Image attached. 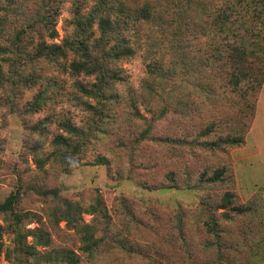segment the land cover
<instances>
[{"label": "rangeland", "instance_id": "obj_1", "mask_svg": "<svg viewBox=\"0 0 264 264\" xmlns=\"http://www.w3.org/2000/svg\"><path fill=\"white\" fill-rule=\"evenodd\" d=\"M99 1L0 0L7 77L0 88V203L15 194L22 226L51 236L40 250L73 251L79 264H257L253 240L264 236V203L258 193L244 199L264 189V71L260 84L231 89L229 68L213 58L220 43L213 28L199 34L224 0H109L129 15L149 1L159 20L132 19L126 33L134 54L111 64L119 81L105 98H92L78 84L94 78L71 74L69 50L54 59L34 55L40 40L72 38L76 13ZM197 26L193 36L188 28ZM155 60L171 72L149 74ZM64 122L75 133L64 131ZM58 135L70 145L57 144ZM98 195L107 218L87 211ZM64 200L83 210L82 223L102 240L93 255L60 220ZM0 226L11 248L7 216ZM0 264H8L3 254Z\"/></svg>", "mask_w": 264, "mask_h": 264}, {"label": "trees", "instance_id": "obj_2", "mask_svg": "<svg viewBox=\"0 0 264 264\" xmlns=\"http://www.w3.org/2000/svg\"><path fill=\"white\" fill-rule=\"evenodd\" d=\"M132 19L139 22H151L159 20V17L149 1H145L135 9L133 15H129L122 8L121 10L116 9L111 1L101 0L88 12L76 13L74 18L75 34L72 38L66 36L63 41L64 45L46 44L45 41L40 40L36 46L34 58L48 55L54 59L65 55L69 50L67 55L69 54L71 59L68 69L71 74L94 78L91 83H79L80 91L86 97L105 98L107 86L120 79L117 71L111 68V64L134 54L135 48L126 33ZM94 24H96L97 34L93 29ZM159 24L162 25V22ZM200 26L188 28L189 33L192 32V35L196 36ZM208 27L213 28L214 38L220 41L218 44H213L215 51L213 58L218 63L224 62L229 68L227 81L231 89L239 88L242 83H259V76L264 71V0H224V4L218 6L216 16L209 21V25L201 26L199 34L203 36L202 34L206 33ZM3 29V18L0 17V35H2ZM56 35V31L53 30L48 37L54 39ZM154 38L153 46H157L158 39ZM148 39L151 38L148 37ZM175 45L176 41L174 40L171 42L170 48L177 47ZM1 53H5V48L0 45ZM147 64L149 74L157 73L163 77L165 72H171L169 67H163L159 61L155 60L154 63L148 62ZM6 81L7 77L0 63V88ZM82 104L87 109L94 108L86 101H83ZM62 127L69 133L76 131V128L68 122H64ZM55 142L66 146L70 145L63 135L56 136ZM221 173L219 170L216 171V176L219 177ZM211 181H216V178H212ZM50 192L55 194L54 190ZM222 199L224 202L230 200L227 193ZM16 201V195L12 194L0 203V215L9 218L14 231L12 247L9 248V246H4L0 226V256L3 254L8 264H79L77 254L70 250L62 251L57 256L51 252H42L40 248L48 247L51 244L49 232L40 226L24 228L21 223L23 216L14 211ZM82 211L75 203L64 200L58 215L60 220L65 221L68 225L72 224L73 228L78 230L82 250L91 256L99 249L102 240L94 236L93 227L89 223H82ZM87 211L108 217L99 195L94 199L90 210ZM235 211L241 213L243 208L237 206ZM249 227L252 229V225ZM28 236L31 237L30 242L27 241ZM257 239L258 242H261V235ZM255 240H253L254 245Z\"/></svg>", "mask_w": 264, "mask_h": 264}, {"label": "crops", "instance_id": "obj_3", "mask_svg": "<svg viewBox=\"0 0 264 264\" xmlns=\"http://www.w3.org/2000/svg\"><path fill=\"white\" fill-rule=\"evenodd\" d=\"M262 98H260V103L258 104L257 108L260 106V104H261V102L263 100ZM257 111H256V117L255 118H257V114H258ZM254 122H255V119L253 121V124H252V127H251V131L253 129ZM248 157H249L248 155H244V157H242V159H248ZM240 162H242V160ZM249 164H252V162L249 163ZM257 193L263 198V203H264V189H263V187H261V188L260 187H258V188L256 187L255 190L251 194L245 192V199L244 200L246 201L248 198L254 196ZM254 249H255L254 251L256 253L255 262H257V264H264V236H263L261 242H258V239L255 240V248Z\"/></svg>", "mask_w": 264, "mask_h": 264}]
</instances>
